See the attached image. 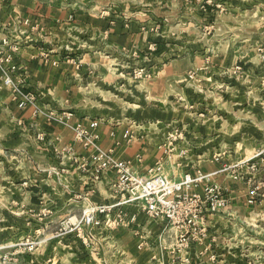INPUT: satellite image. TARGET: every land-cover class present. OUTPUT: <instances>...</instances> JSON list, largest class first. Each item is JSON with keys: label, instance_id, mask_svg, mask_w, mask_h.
Wrapping results in <instances>:
<instances>
[{"label": "crops", "instance_id": "crops-1", "mask_svg": "<svg viewBox=\"0 0 264 264\" xmlns=\"http://www.w3.org/2000/svg\"><path fill=\"white\" fill-rule=\"evenodd\" d=\"M103 1L75 9V0H0V42H20L14 59L25 89L44 109L71 110L85 125L99 120L101 146L138 174L148 175L158 160L174 180L198 169L214 173L210 179L229 189L230 207L207 213L206 234L189 235L186 251L177 252L176 227L150 217L140 202L116 205V172L96 180L92 149L33 106L19 108L0 81V249L14 253L16 264L25 255L34 264H243L235 263L243 256L241 224L263 213L248 204L247 190L264 173V104L243 103V40L207 43L203 52L183 30L123 21L119 3ZM229 1L230 14L243 15V0ZM139 68L151 76H135ZM41 131L56 146L73 145L76 158L37 140ZM250 155L256 167L243 165L240 179L220 171ZM97 205L112 207L96 212ZM86 210L92 220L78 225ZM24 239L33 243L26 254L18 249Z\"/></svg>", "mask_w": 264, "mask_h": 264}, {"label": "built area", "instance_id": "built-area-1", "mask_svg": "<svg viewBox=\"0 0 264 264\" xmlns=\"http://www.w3.org/2000/svg\"><path fill=\"white\" fill-rule=\"evenodd\" d=\"M19 50L20 42L15 38L12 36L2 38L0 42V81L2 85L10 88L11 99L19 108L23 109L31 105L35 115H44L49 122L62 124L71 129L75 140L83 147L93 151L92 159L96 162L93 170L96 180L101 179L108 170L116 172L117 180L114 183V191L119 196L116 205L140 202L141 208L150 217L163 219L167 222V227L178 229L180 233L175 244L177 252L186 251L190 238L195 239L196 236L200 238L206 234L207 213H222L229 209L231 203L229 189L210 179L214 173L205 174L198 169L195 175L187 172L182 178L174 180L162 173L164 162L158 160L149 169L148 175L138 174L128 161L117 158L112 150L101 146V134L98 131L99 120L93 119L88 125H85L81 120H74L75 115L71 110L56 111L41 107L37 95L24 87L26 81L22 75L24 69L14 59V54ZM44 56L46 60H49V56L46 54ZM58 62V60L52 61L55 65ZM134 75L137 77L151 76L145 68L136 69ZM178 137H181V132L171 135L170 138L171 141H175ZM36 138L40 142L52 145L56 153L76 158L73 145L56 146L47 140L46 133L42 131L37 133ZM124 139L131 141L133 136L126 132ZM181 152L184 153L185 150ZM213 158L220 160V155L216 154ZM254 158L255 156H251L233 165L223 163L220 171L227 173L231 178L240 179L243 165L251 163V168L256 167ZM138 159L141 160V156ZM200 184H203L202 191H196L195 189ZM261 184L260 182L250 186L249 203H253L260 195ZM111 207L110 205H97L94 207V211L105 212ZM89 214L87 210L84 211L78 225L84 221H91ZM135 219L136 217L132 216L131 221H135ZM95 224H100V220H95ZM189 235H191L190 238ZM183 262H188V258L185 257Z\"/></svg>", "mask_w": 264, "mask_h": 264}, {"label": "rangeland", "instance_id": "rangeland-1", "mask_svg": "<svg viewBox=\"0 0 264 264\" xmlns=\"http://www.w3.org/2000/svg\"><path fill=\"white\" fill-rule=\"evenodd\" d=\"M75 1L78 2L75 9H78L85 3L89 6L96 0L92 2L91 0ZM112 1L119 3L116 4L118 5L116 9L118 13H121L120 17L123 21L128 22L133 19L132 21H137L139 24H167L169 27L183 30L184 40L192 41L193 38L199 40L202 43L203 52H205L207 43L211 45L213 42L217 45L224 40L238 42L242 39L243 90H248V93L243 95V103L264 104V0H243V15L230 14L232 7L225 4V2H230L229 0H104L103 2L110 4ZM216 20L217 23H214ZM236 29L238 31L233 32ZM211 47L209 48L213 50ZM204 55L207 54L204 53ZM70 60L76 66H80L78 59L70 58ZM256 91H258V96H256ZM261 147L263 149L264 144ZM257 151H254L252 155ZM260 167L264 168V164ZM260 182L262 183L259 190L260 195L254 202L249 203L248 201L250 188L247 190L246 198L250 205H261L263 213L260 212L257 216L256 223L254 220H243L240 227L242 228L240 234L243 235V256L238 257L235 263H240L242 260L243 264H264V173L254 176L250 186ZM32 246L31 240L24 239L18 249L22 248L26 254L31 251ZM2 251L3 249H0V264L21 263L14 253ZM22 262L23 264L35 263L27 255Z\"/></svg>", "mask_w": 264, "mask_h": 264}]
</instances>
